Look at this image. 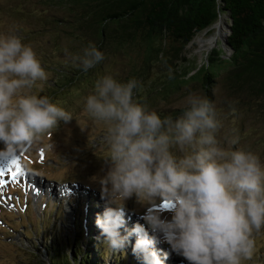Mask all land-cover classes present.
I'll return each instance as SVG.
<instances>
[{"label": "clouds", "instance_id": "clouds-1", "mask_svg": "<svg viewBox=\"0 0 264 264\" xmlns=\"http://www.w3.org/2000/svg\"><path fill=\"white\" fill-rule=\"evenodd\" d=\"M17 25L0 30V159L36 148L73 113L42 94L50 73ZM65 65L86 74L105 59L88 42L63 49ZM171 78V74L169 75ZM135 78L99 76L83 97L86 120L103 127L106 168L89 177L103 210L95 217L108 256L131 252L139 264H165L175 254L188 264H247L264 230V161L240 146L235 129L223 132L222 115L207 96L190 91L179 114L161 115L138 103ZM94 149L97 143H88ZM51 147V145H49ZM144 210L130 230L126 202ZM166 244L163 258L154 247ZM72 260L70 254H67ZM73 264H76L73 261Z\"/></svg>", "mask_w": 264, "mask_h": 264}, {"label": "rangeland", "instance_id": "rangeland-1", "mask_svg": "<svg viewBox=\"0 0 264 264\" xmlns=\"http://www.w3.org/2000/svg\"><path fill=\"white\" fill-rule=\"evenodd\" d=\"M220 15L228 26V15ZM62 16L60 8L46 5L43 0H0V30L11 24L17 25L23 42L31 44L40 59L50 57L58 60L64 57L66 44L60 32L58 47L54 49L50 44L53 30L50 23ZM212 25L196 33L181 52L180 56L188 59L189 65L200 67L210 63V56L221 59L230 56V49L223 46L224 41L220 38L209 49L199 47L197 41L201 36L212 33L209 29ZM129 63L127 57L120 54L109 55L104 60L106 70L117 76L128 71ZM224 71L218 74L211 99L222 115V131L235 129L240 137V146L254 151L264 161V113L255 103L248 102L246 97L229 92L223 80ZM48 72L50 77L47 83L52 76ZM159 74L157 70L154 72V81ZM148 83L139 86L135 99L157 111L179 109L177 105L190 91L204 95L199 83L190 82L177 93L154 94L152 98L145 91ZM89 92L90 89H87L81 91L80 95L76 94V97L74 95L70 101L60 99L57 102L72 112L74 119L68 123L60 122L57 130L45 136L36 148L26 150L12 160L0 159V170H3L0 180L4 181L0 186V264H56V261L65 257L70 264L73 261L78 264L82 263L86 254L89 259L96 258V264H139L131 252L135 236H130L129 246L123 254L107 257L101 244L102 237L95 225V217L102 212L104 201L98 189L90 186L89 177L99 174L107 165L100 157L105 152L99 143L103 127L91 121L84 129L80 127L86 120L82 111L83 97ZM43 94H46L45 89ZM88 143H97L99 146L92 149ZM8 170L17 172L15 179L8 175ZM129 201L122 233L130 230L137 221L143 223L139 216L144 209L134 199ZM255 240L257 251L247 264H264V230ZM75 247L78 248L77 253ZM154 247L163 258L168 246L157 240ZM67 254L71 255L72 260ZM165 264L188 262L171 254Z\"/></svg>", "mask_w": 264, "mask_h": 264}, {"label": "trees", "instance_id": "trees-1", "mask_svg": "<svg viewBox=\"0 0 264 264\" xmlns=\"http://www.w3.org/2000/svg\"><path fill=\"white\" fill-rule=\"evenodd\" d=\"M43 1L63 12L62 17L50 23L53 28L50 44L54 49L58 47L60 32L70 51H79L92 42L105 54L104 60L112 54L127 57L128 71L114 75L121 81L135 78L140 85L152 80L145 90L152 98L154 94L177 93L184 85L197 82L211 100L218 74L225 70L223 80L229 92L246 97L264 113V0ZM220 13L227 14L231 20L230 56L227 59L210 56V63L200 67L189 65L188 59L180 56L181 52L195 34L212 25ZM63 59H41L42 65L52 73L44 95L54 102L60 99L67 102L81 91H91L99 76L110 74L104 60L83 74L65 65ZM156 70L160 74L154 81ZM179 111L158 112L162 116H176ZM126 207H130V201L126 202ZM55 252L56 255L57 250ZM95 259H89L86 254L78 264H96ZM66 260L65 257L56 264H70Z\"/></svg>", "mask_w": 264, "mask_h": 264}, {"label": "bare ground", "instance_id": "bare-ground-1", "mask_svg": "<svg viewBox=\"0 0 264 264\" xmlns=\"http://www.w3.org/2000/svg\"><path fill=\"white\" fill-rule=\"evenodd\" d=\"M209 29L212 30V33L206 37L201 36L197 41L200 48L209 49L210 47L216 45V41L218 38L224 39L228 35L227 25L225 24L224 19L221 15H219L217 21L213 23V25Z\"/></svg>", "mask_w": 264, "mask_h": 264}, {"label": "snow or ice", "instance_id": "snow-or-ice-1", "mask_svg": "<svg viewBox=\"0 0 264 264\" xmlns=\"http://www.w3.org/2000/svg\"><path fill=\"white\" fill-rule=\"evenodd\" d=\"M15 163V161H13ZM0 175H3V170H0ZM8 175L12 176L13 179H15L17 172H13L11 170H8ZM4 183V181L0 180V186H2V184Z\"/></svg>", "mask_w": 264, "mask_h": 264}, {"label": "water", "instance_id": "water-1", "mask_svg": "<svg viewBox=\"0 0 264 264\" xmlns=\"http://www.w3.org/2000/svg\"><path fill=\"white\" fill-rule=\"evenodd\" d=\"M230 26H231V20H230V24L227 26L228 28V35L230 33ZM228 35L223 39L224 41V46L228 47L229 48V44H228ZM230 49V48H229Z\"/></svg>", "mask_w": 264, "mask_h": 264}]
</instances>
